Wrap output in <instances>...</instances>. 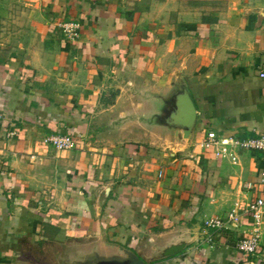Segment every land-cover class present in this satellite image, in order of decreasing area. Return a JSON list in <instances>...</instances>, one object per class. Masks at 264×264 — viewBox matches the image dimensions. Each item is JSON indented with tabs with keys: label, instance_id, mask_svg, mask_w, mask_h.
I'll return each instance as SVG.
<instances>
[{
	"label": "crops",
	"instance_id": "crops-1",
	"mask_svg": "<svg viewBox=\"0 0 264 264\" xmlns=\"http://www.w3.org/2000/svg\"><path fill=\"white\" fill-rule=\"evenodd\" d=\"M263 65L264 0H0V264L124 249L146 264H264V220L258 257L236 249L248 218L213 244L204 225L255 199L264 154L199 145L264 129ZM182 88L198 114L189 139ZM58 134L76 148L45 143Z\"/></svg>",
	"mask_w": 264,
	"mask_h": 264
},
{
	"label": "built area",
	"instance_id": "built-area-1",
	"mask_svg": "<svg viewBox=\"0 0 264 264\" xmlns=\"http://www.w3.org/2000/svg\"><path fill=\"white\" fill-rule=\"evenodd\" d=\"M65 38L70 42H77L81 37V25L77 22H68L60 25ZM260 77L264 79V65ZM17 134L11 131L7 138H13ZM47 145L53 146L56 150H72L76 148L77 141L68 134L49 135L45 139ZM202 148L215 151L219 157H229L233 162L237 160L236 150L253 151L264 154V129L256 136L246 139H224L214 132L207 133L206 137L199 144ZM162 176V174H161ZM257 196L249 203L237 205L226 217L214 218L205 221L206 229L212 232V236L207 239L213 244V236L223 231H228L235 224L239 223L241 217L248 218L252 222V231L241 238L237 245V251L242 255L258 257L262 254L260 226L264 220V169L260 175ZM249 189H255L254 185H247Z\"/></svg>",
	"mask_w": 264,
	"mask_h": 264
},
{
	"label": "water",
	"instance_id": "water-1",
	"mask_svg": "<svg viewBox=\"0 0 264 264\" xmlns=\"http://www.w3.org/2000/svg\"><path fill=\"white\" fill-rule=\"evenodd\" d=\"M175 101L174 109L181 113L180 124L183 125V133L186 139H189L195 128L197 121V110L191 97L189 96L186 89H178L173 93L172 96ZM166 107V104H165ZM190 242L183 238L178 241L170 243L166 247L160 249V251L154 255L153 259L169 258L182 252ZM79 256V255H77ZM79 258V257H78ZM79 264H146L137 254L134 252L124 249L115 253L101 254L93 253L91 255H80ZM73 261V260H72ZM72 261H68L65 264H74ZM71 262V263H70Z\"/></svg>",
	"mask_w": 264,
	"mask_h": 264
}]
</instances>
